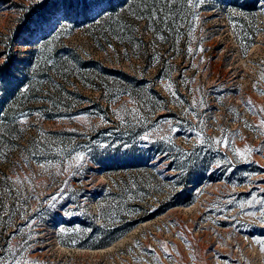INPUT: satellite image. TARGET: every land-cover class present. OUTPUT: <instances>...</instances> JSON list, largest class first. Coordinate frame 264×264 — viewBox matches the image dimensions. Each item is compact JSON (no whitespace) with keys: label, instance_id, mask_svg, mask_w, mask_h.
Masks as SVG:
<instances>
[{"label":"rangeland","instance_id":"obj_1","mask_svg":"<svg viewBox=\"0 0 264 264\" xmlns=\"http://www.w3.org/2000/svg\"><path fill=\"white\" fill-rule=\"evenodd\" d=\"M112 2L0 0V262L264 264V0Z\"/></svg>","mask_w":264,"mask_h":264},{"label":"snow or ice","instance_id":"obj_2","mask_svg":"<svg viewBox=\"0 0 264 264\" xmlns=\"http://www.w3.org/2000/svg\"><path fill=\"white\" fill-rule=\"evenodd\" d=\"M125 4L128 3V0H124ZM175 0H151V7H149V0H141L142 7L139 9L137 12H133V16L135 17L136 20H144L147 18L148 21H153V22H159L160 18L165 15V8H169V14L171 12V7L174 6ZM186 3L189 5V7H197L198 5H201L204 3V0H186ZM159 5V6H158ZM60 7H63L65 11V16L64 19H68V14L75 12L76 14H82L85 17H88L91 15V18L95 20L98 17L104 16L109 14V11L111 10L112 12L115 11V8L113 6L112 0H63L62 5ZM123 8V5L121 6ZM94 14V15H93ZM196 19H199V16L196 17ZM164 23L167 22L165 19L163 21ZM36 27L37 30H42L43 26L48 23L47 17H42L39 18L36 22ZM149 27H153V25H146V30ZM123 30V26H122ZM137 46H139V42H137ZM111 47V45H109ZM250 47V45H249ZM0 59H3V57H0ZM154 59L158 60V57H154ZM261 80H264V74L261 75L260 77ZM253 88H256V85H253ZM171 89V86L169 85V90ZM261 95H264V92L260 93ZM173 96H177L178 94L173 92ZM248 105L251 106V101H248ZM250 111H254L251 107H249ZM261 112L264 113V109H261ZM39 115V113H36ZM30 115V113H25L22 114V118L18 121L21 125L27 123L26 117ZM202 123V122H201ZM245 127H251L250 125L245 124ZM262 129H264V120H261L260 125L258 126ZM171 131L173 133L179 131L177 128H172ZM223 131V130H222ZM197 138L202 137V133L197 131L195 133ZM142 140H148L149 136L148 134H145L144 136L141 137ZM228 137L225 135L222 137L221 140L216 141V143H221L223 146H228ZM234 155L241 157L243 159H247V156L245 154H251L254 150L251 148H248L247 146L243 151L239 149H234ZM255 151H260L259 149H256ZM36 153H33V156L35 157ZM71 159L74 162H80L84 159L83 155L81 153H76L74 156L71 157ZM38 166L42 169H44L46 166L51 165L52 161L50 160H45V162L41 163L39 160L35 161ZM64 171H67V168L63 169ZM57 197L52 196L49 198V202L51 204H54L56 201ZM255 199V197H253ZM262 204H264V201H261ZM250 216H255V213H247ZM261 215L264 217V210H261ZM63 231V230H62ZM75 243V241H73ZM259 245V251L261 253H264V241L257 240L255 241ZM167 254V253H165ZM0 264H3V262H0Z\"/></svg>","mask_w":264,"mask_h":264},{"label":"trees","instance_id":"obj_3","mask_svg":"<svg viewBox=\"0 0 264 264\" xmlns=\"http://www.w3.org/2000/svg\"><path fill=\"white\" fill-rule=\"evenodd\" d=\"M10 59H7V61L3 62L0 64V74L4 73V70H6L8 68V66H10Z\"/></svg>","mask_w":264,"mask_h":264}]
</instances>
